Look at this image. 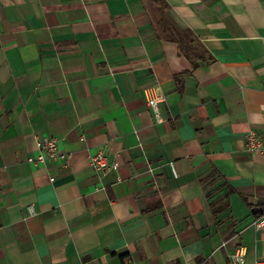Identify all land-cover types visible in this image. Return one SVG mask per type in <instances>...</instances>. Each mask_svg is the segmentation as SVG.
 I'll return each mask as SVG.
<instances>
[{
  "label": "crops",
  "instance_id": "1",
  "mask_svg": "<svg viewBox=\"0 0 264 264\" xmlns=\"http://www.w3.org/2000/svg\"><path fill=\"white\" fill-rule=\"evenodd\" d=\"M164 2L202 58L152 0H0V264L264 261L247 142H264V0ZM45 137L64 165L30 164ZM98 152L119 170L98 173Z\"/></svg>",
  "mask_w": 264,
  "mask_h": 264
},
{
  "label": "built area",
  "instance_id": "2",
  "mask_svg": "<svg viewBox=\"0 0 264 264\" xmlns=\"http://www.w3.org/2000/svg\"><path fill=\"white\" fill-rule=\"evenodd\" d=\"M163 101L162 96H155L147 100V105L152 112L154 120L157 124L164 122L160 110V104ZM248 149L253 154L264 155V142L262 137L255 131H250L247 135ZM60 141L55 137H45L38 145L37 156L30 158L29 162L33 165L46 166L50 164L64 165L66 162L65 154L59 149ZM90 165L101 174L109 172H117L119 170V164L111 162L109 157L104 152H98L92 154L89 158ZM174 175L177 177L178 173L173 163L170 164ZM52 182L54 179L51 180ZM30 214L33 216L36 214L35 208L32 206L29 208ZM264 227V221H260L256 224L257 229ZM230 264H246V250L241 247L229 255ZM256 264H264V261H258Z\"/></svg>",
  "mask_w": 264,
  "mask_h": 264
},
{
  "label": "rangeland",
  "instance_id": "3",
  "mask_svg": "<svg viewBox=\"0 0 264 264\" xmlns=\"http://www.w3.org/2000/svg\"><path fill=\"white\" fill-rule=\"evenodd\" d=\"M152 1H153L152 13L154 15L155 24L158 31L163 35L165 34L164 30L168 25L166 21H169L167 18V8L160 0H152ZM187 53L189 54V56L193 58H197L200 55H202V50H200L196 46H191L188 47Z\"/></svg>",
  "mask_w": 264,
  "mask_h": 264
},
{
  "label": "trees",
  "instance_id": "4",
  "mask_svg": "<svg viewBox=\"0 0 264 264\" xmlns=\"http://www.w3.org/2000/svg\"><path fill=\"white\" fill-rule=\"evenodd\" d=\"M161 2H163V4L166 6V3L164 2V0H160ZM167 22V26L164 30V35L166 36V38H168L169 41L177 43L179 45V48L181 51H185V48H188L189 46H191L192 44H194L196 41L195 39L192 37V33L190 31H177L169 21ZM199 58H202V55L199 56ZM177 82L179 84H181L180 80L178 77H175ZM264 208V207H263ZM258 210V209H255Z\"/></svg>",
  "mask_w": 264,
  "mask_h": 264
},
{
  "label": "water",
  "instance_id": "5",
  "mask_svg": "<svg viewBox=\"0 0 264 264\" xmlns=\"http://www.w3.org/2000/svg\"><path fill=\"white\" fill-rule=\"evenodd\" d=\"M254 213H255V211H254Z\"/></svg>",
  "mask_w": 264,
  "mask_h": 264
}]
</instances>
